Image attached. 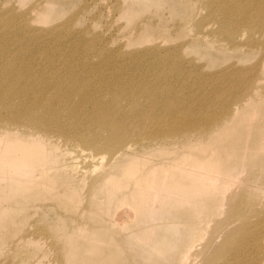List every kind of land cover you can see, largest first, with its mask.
Returning <instances> with one entry per match:
<instances>
[{"label":"rangeland","instance_id":"obj_1","mask_svg":"<svg viewBox=\"0 0 264 264\" xmlns=\"http://www.w3.org/2000/svg\"><path fill=\"white\" fill-rule=\"evenodd\" d=\"M204 1L0 0L4 71L34 73L43 81L67 77L77 86L81 77L98 87L128 81L134 92L118 99L126 113L121 121L146 119L148 128L168 101H176V114L190 110L193 118L223 113L225 103L229 113L235 102L239 106L218 142L141 134L127 140L132 151L125 157H115L116 147L94 149L50 133L45 149L69 151L32 168L31 189L13 198L0 189V264H206L213 243L222 251L236 246L241 260L229 264H264V120L246 101L260 85L264 99V54L244 37L228 42L216 36L218 23ZM149 84L160 89L157 96L143 92ZM77 91L70 96L81 98ZM105 92L96 99H106ZM82 107L91 108L90 102ZM194 120L188 129L198 127ZM254 120L259 129L250 127ZM208 145L216 149L203 151ZM74 157L85 176L61 185L63 178L51 175L72 169ZM199 162L215 168L198 169L212 180L206 186L217 188L214 199L146 205L150 183L138 185L136 178L150 173L165 182ZM200 211L205 218L192 225ZM225 261L210 257L208 264Z\"/></svg>","mask_w":264,"mask_h":264},{"label":"bare ground","instance_id":"obj_2","mask_svg":"<svg viewBox=\"0 0 264 264\" xmlns=\"http://www.w3.org/2000/svg\"><path fill=\"white\" fill-rule=\"evenodd\" d=\"M204 2L218 23V26L213 28L216 36L225 38V41L228 42H232L235 36L244 37L246 41H250L249 47L257 48L264 54V0H205ZM234 44L240 45L238 42ZM164 61L165 59L162 60V62ZM11 69L4 71V68L0 67V189L5 190V197L13 198L24 190L31 189L32 187L29 186L32 178L31 169L45 168L48 160L58 162L64 155L62 151H66L65 153L69 151L45 149L44 146L50 142L47 138L50 133L62 134L69 140L82 142L94 149L110 150L116 147L113 151L115 157H125L132 151L130 149L132 143L127 140L141 134L145 137L159 138L169 135L176 138V134H178L210 143L218 142L225 134V127H231V120L235 119L239 113L237 112L239 106L236 102L232 109L235 113H229L232 106L225 103L223 113L199 115L197 118H193L190 110L176 114L174 108L176 101H168L166 107H158V115L150 120L152 128H148L145 126L146 119L135 125L132 122L121 121V119L124 120L122 116L126 113L122 110V102L118 99L129 98L132 91L134 92L133 83L114 79L104 81L98 87L88 82L85 79L87 77H81L78 79L80 86H77L74 83H68L67 77L43 81L34 73L24 75L21 72H13ZM59 81H61L60 84H58ZM260 86L251 89L254 95L246 101L252 105L251 111L258 112V109L260 110L261 114L257 120L262 121L264 120V99L258 94ZM77 87L76 93L81 98L74 99L70 96V92H75ZM115 88L118 90H114ZM104 90L109 94L108 97L98 101L95 96ZM143 92L157 96L160 89L149 84L143 88ZM158 100L157 98L156 103ZM88 102H90L91 108L82 107L84 103ZM163 104L165 105L166 102L159 105ZM65 108L69 110L65 112ZM78 113L85 115L79 117ZM164 116L167 117L164 118ZM248 116L250 117V111H248ZM194 119H196L198 127L188 129L190 128L188 123L195 121ZM2 123L4 124L2 125ZM7 124L13 125L14 128L11 132L2 127ZM250 127L259 129L255 120L250 123ZM247 129L241 130L243 133L240 136L245 134ZM90 130L95 132H88ZM33 134H36L37 137L32 136ZM263 141L259 137V142ZM221 148L225 150L227 145L221 146ZM202 149L205 152H210L216 147L210 148L208 145ZM76 160L77 158L69 162L72 169H68L66 172H54L51 176L63 178L60 181L61 185L70 183L73 177L75 180H81L85 176V171L77 164ZM231 167L230 162H226L225 168ZM199 168L215 169L212 163L202 164L199 162L195 168L179 169L178 175L169 176L165 182H160L150 173L136 178L135 182L138 185L148 181L150 183L151 188L147 191V196L144 199L146 205L149 203H159V205L161 203L173 205L192 203L200 197L207 201L212 200L215 198L212 191L217 188L211 187V190L206 186L212 180L201 173ZM128 171L133 173L136 170L129 168ZM43 175L49 174L45 172ZM201 187L205 188L201 193H198L197 190H200ZM151 192L154 193L150 194ZM205 216L206 212H198V221L193 222L192 225H199ZM33 246L36 250L41 248L38 244ZM220 246L221 243L212 244L211 251L206 254L208 256L206 264L210 257L220 258L222 262L231 257L223 264H229L231 259L235 262L241 260L236 246H233L232 249H226L224 246L229 253L226 250H220ZM232 251L233 254H231Z\"/></svg>","mask_w":264,"mask_h":264}]
</instances>
